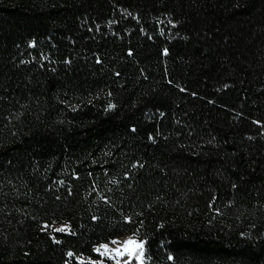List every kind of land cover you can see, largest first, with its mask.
I'll use <instances>...</instances> for the list:
<instances>
[{
  "label": "trees",
  "instance_id": "obj_1",
  "mask_svg": "<svg viewBox=\"0 0 264 264\" xmlns=\"http://www.w3.org/2000/svg\"><path fill=\"white\" fill-rule=\"evenodd\" d=\"M123 235L264 264V0H0V264Z\"/></svg>",
  "mask_w": 264,
  "mask_h": 264
},
{
  "label": "rangeland",
  "instance_id": "obj_2",
  "mask_svg": "<svg viewBox=\"0 0 264 264\" xmlns=\"http://www.w3.org/2000/svg\"><path fill=\"white\" fill-rule=\"evenodd\" d=\"M65 228L66 226L62 223L53 224L51 226L52 230H64ZM130 239L134 240L138 244L141 243L139 240L133 238L130 235H123L112 239L110 242L99 243L95 245L94 251L97 252L99 256L109 258L113 264H121L125 262H132L133 264H145L143 256L139 254L138 249L131 255L125 251V244ZM117 249H119L123 254H118L116 251Z\"/></svg>",
  "mask_w": 264,
  "mask_h": 264
},
{
  "label": "snow or ice",
  "instance_id": "obj_3",
  "mask_svg": "<svg viewBox=\"0 0 264 264\" xmlns=\"http://www.w3.org/2000/svg\"><path fill=\"white\" fill-rule=\"evenodd\" d=\"M106 247V246H105ZM139 250V254L142 256L144 254V245L142 243L138 244L134 240H128L125 244V251L130 255L135 253L136 250ZM118 254L122 255L119 249L116 250ZM139 258V257H138Z\"/></svg>",
  "mask_w": 264,
  "mask_h": 264
}]
</instances>
